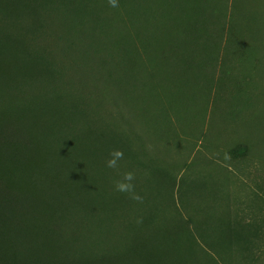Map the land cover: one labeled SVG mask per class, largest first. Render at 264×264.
Segmentation results:
<instances>
[{
	"label": "rangeland",
	"instance_id": "rangeland-1",
	"mask_svg": "<svg viewBox=\"0 0 264 264\" xmlns=\"http://www.w3.org/2000/svg\"><path fill=\"white\" fill-rule=\"evenodd\" d=\"M73 4L78 15L0 12L4 98L13 117L47 120L33 163L53 156L61 189L78 186L75 237L47 230L69 209H13V244L72 239L118 264H264V246L233 235L264 208V0ZM127 173L140 200L114 190Z\"/></svg>",
	"mask_w": 264,
	"mask_h": 264
},
{
	"label": "trees",
	"instance_id": "trees-1",
	"mask_svg": "<svg viewBox=\"0 0 264 264\" xmlns=\"http://www.w3.org/2000/svg\"><path fill=\"white\" fill-rule=\"evenodd\" d=\"M74 1L0 0V12L12 18L21 8L35 15L40 7L44 11L56 9L78 15ZM0 79V264H118L112 253L95 251L89 244L79 246L72 239L28 246L13 244V209H27L29 212L33 209H69L65 213H56L47 230L54 238L75 237L77 232L73 216L78 206V186L61 189L59 178L67 177V171L58 169L56 158L51 155L46 157L43 171L37 170L36 163H33L35 130L41 123L47 124V120L43 121L42 115L32 117L27 112H21L20 107L16 108L17 113L13 117V106L10 107L7 98H4L6 92L13 96V68L4 62L1 63ZM34 101L39 102L35 98ZM254 210V220L245 222L241 217L235 222L233 235L239 239L251 236L264 246V208ZM247 248L246 251H249Z\"/></svg>",
	"mask_w": 264,
	"mask_h": 264
},
{
	"label": "clouds",
	"instance_id": "clouds-1",
	"mask_svg": "<svg viewBox=\"0 0 264 264\" xmlns=\"http://www.w3.org/2000/svg\"><path fill=\"white\" fill-rule=\"evenodd\" d=\"M109 3L111 4L112 7H116V0H109ZM112 159H109L107 161V167L109 168H115L117 160L122 158V153L121 152H114L111 154ZM133 180V175L131 173H127L122 181H117L115 184V191L120 192V193H129L132 194V198L135 200H140L141 198L138 195L134 194V188L130 181ZM127 181V182H126Z\"/></svg>",
	"mask_w": 264,
	"mask_h": 264
}]
</instances>
